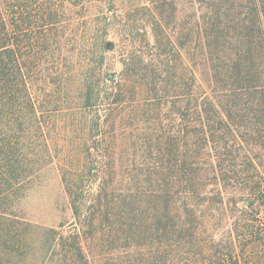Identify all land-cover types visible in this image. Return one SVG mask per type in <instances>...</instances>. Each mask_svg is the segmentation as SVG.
<instances>
[{
    "label": "trees",
    "instance_id": "trees-1",
    "mask_svg": "<svg viewBox=\"0 0 264 264\" xmlns=\"http://www.w3.org/2000/svg\"><path fill=\"white\" fill-rule=\"evenodd\" d=\"M101 1L0 0V264H264V0H149L154 43Z\"/></svg>",
    "mask_w": 264,
    "mask_h": 264
},
{
    "label": "rangeland",
    "instance_id": "rangeland-1",
    "mask_svg": "<svg viewBox=\"0 0 264 264\" xmlns=\"http://www.w3.org/2000/svg\"><path fill=\"white\" fill-rule=\"evenodd\" d=\"M110 2H112L110 4ZM114 4V5H113ZM178 8L180 9V5H178ZM108 9H113L112 12H115L116 14H127L131 13L134 18L139 20L138 27L142 29V31H148L150 33V42L154 43V39L151 36V22L147 23V20L144 21V16L148 15V13H151L148 11V9H153V5L151 1L149 0H102L100 3H98V7H94V12L106 11ZM148 19V17H146ZM180 13L176 12V19L174 23L171 24L169 31H177L178 29V23H179ZM177 25V26H176ZM140 37H138L139 39ZM112 40H115V37H112ZM116 42L118 40L116 39ZM121 50V49H120ZM112 62H110V70L108 73H116L120 74L122 70V65L120 63V53H112ZM111 61V60H110ZM35 88L39 90L38 85H35ZM35 94H40L44 91H32ZM46 94H49L52 98L47 99L48 104L46 105L48 110H56V107H58L57 111L62 110L61 108L71 107L67 106V103L62 102L63 98L62 96L71 95L75 96L77 95V91H45ZM49 96V97H50ZM65 105V106H63ZM68 111V110H67ZM66 112V111H65ZM63 112L59 115L57 118L58 120L55 122V125L53 126V131H55L54 134L57 135L59 139L68 140V137H66V128H68L67 125V117L65 115L67 113ZM55 154V152H54ZM22 206L24 208V212L26 214V217L30 219L33 222L37 223H44L47 225H54L60 220L61 210L64 209L66 212V200L64 195V190L61 182V177L59 173L54 169L48 170L41 180L36 181L32 184V186L26 191L24 197L21 199ZM68 215V214H67Z\"/></svg>",
    "mask_w": 264,
    "mask_h": 264
},
{
    "label": "water",
    "instance_id": "water-1",
    "mask_svg": "<svg viewBox=\"0 0 264 264\" xmlns=\"http://www.w3.org/2000/svg\"><path fill=\"white\" fill-rule=\"evenodd\" d=\"M109 77L112 78V75H110Z\"/></svg>",
    "mask_w": 264,
    "mask_h": 264
}]
</instances>
